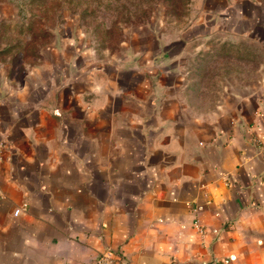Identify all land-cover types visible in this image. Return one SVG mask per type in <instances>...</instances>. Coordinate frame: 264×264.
I'll list each match as a JSON object with an SVG mask.
<instances>
[{
	"label": "crops",
	"instance_id": "1",
	"mask_svg": "<svg viewBox=\"0 0 264 264\" xmlns=\"http://www.w3.org/2000/svg\"><path fill=\"white\" fill-rule=\"evenodd\" d=\"M192 10L110 55L67 40L0 69V264H264V0ZM208 54L243 79L193 83Z\"/></svg>",
	"mask_w": 264,
	"mask_h": 264
},
{
	"label": "rangeland",
	"instance_id": "2",
	"mask_svg": "<svg viewBox=\"0 0 264 264\" xmlns=\"http://www.w3.org/2000/svg\"><path fill=\"white\" fill-rule=\"evenodd\" d=\"M195 0H0V69L19 76L26 66L41 61L39 53H52L72 40L86 58L110 55L129 37L176 34L191 18ZM38 55V56H37ZM81 56V55H80ZM196 60H194L195 64ZM233 61L222 65L233 67ZM255 60H252V71ZM219 62L211 54L206 82L243 79L240 75L212 76ZM213 78V80H212ZM252 82L260 76H246Z\"/></svg>",
	"mask_w": 264,
	"mask_h": 264
},
{
	"label": "trees",
	"instance_id": "3",
	"mask_svg": "<svg viewBox=\"0 0 264 264\" xmlns=\"http://www.w3.org/2000/svg\"><path fill=\"white\" fill-rule=\"evenodd\" d=\"M210 57V54L206 55L204 58H202V61L200 63H196L193 65L194 69H193V75H192V82L193 83H197V82H200V78L203 76L202 72L205 70V67H206V62L207 60L209 59ZM230 61H233L232 64L233 66H235L236 68H238L239 66H243L244 62H243V59L239 58V59H232ZM247 60H246V65H247ZM251 64H252V61H251ZM222 67V66H221ZM227 69V65H223L222 69H217V70H213L211 72L212 76L214 77L215 75L216 76H224L223 74H221V70L224 71ZM220 72V74H219ZM219 79V78H218ZM213 80V78H212ZM215 81V80H214ZM214 81H211V82H206L207 84L210 85V87L213 85Z\"/></svg>",
	"mask_w": 264,
	"mask_h": 264
},
{
	"label": "built area",
	"instance_id": "4",
	"mask_svg": "<svg viewBox=\"0 0 264 264\" xmlns=\"http://www.w3.org/2000/svg\"><path fill=\"white\" fill-rule=\"evenodd\" d=\"M21 208L17 207L13 210L14 214H18ZM195 226L197 227V230L202 233L203 228L199 224L198 219L194 220ZM96 264H125L121 259L117 258L114 252L107 249L104 250L100 256L96 260Z\"/></svg>",
	"mask_w": 264,
	"mask_h": 264
}]
</instances>
